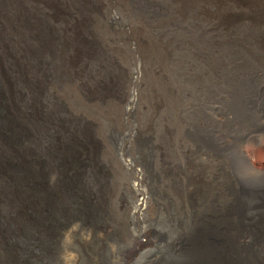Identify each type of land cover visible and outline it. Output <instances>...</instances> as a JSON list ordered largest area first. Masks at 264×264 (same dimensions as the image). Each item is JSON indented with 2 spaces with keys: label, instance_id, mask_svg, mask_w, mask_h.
I'll return each mask as SVG.
<instances>
[{
  "label": "rangeland",
  "instance_id": "rangeland-1",
  "mask_svg": "<svg viewBox=\"0 0 264 264\" xmlns=\"http://www.w3.org/2000/svg\"><path fill=\"white\" fill-rule=\"evenodd\" d=\"M70 1L65 12L73 11ZM99 1L107 10L103 7L92 39L110 54L101 52V61L89 64L93 80L86 83L114 86L111 103L106 91L99 92L103 99H85L77 83L57 85L51 73L48 89L54 95L48 94L55 99L45 95L38 109L53 123L31 128L32 141L19 151L30 161L29 175L42 186L29 194L22 218L12 198L11 205L2 198L6 191L0 184L5 243L0 249L11 264H220L223 239L214 220L225 186L235 179L220 156L213 159L198 146L195 115L204 110L209 89L222 81L215 68L233 55L264 75V20L248 40L201 12L198 30L188 19L192 11L182 19L181 10L200 0H157L167 14L148 6L152 0L144 11L134 4L140 0H126L125 14L115 2L109 8L106 0ZM219 1L227 20L248 15V1L264 4ZM57 2L63 8L66 0ZM140 44L147 54H140ZM68 70L61 65L62 74ZM10 80L16 89V80ZM60 124L65 127L57 135L61 141L53 142ZM54 143H62L61 160L71 164L61 178L56 170L61 160L50 154ZM243 146L253 152L254 168H264V133L260 142ZM68 147L74 166L72 157L66 159ZM246 179L247 188L264 187V176ZM247 250L264 262L263 252Z\"/></svg>",
  "mask_w": 264,
  "mask_h": 264
},
{
  "label": "bare ground",
  "instance_id": "bare-ground-1",
  "mask_svg": "<svg viewBox=\"0 0 264 264\" xmlns=\"http://www.w3.org/2000/svg\"><path fill=\"white\" fill-rule=\"evenodd\" d=\"M57 1L59 0H0V154L4 153L0 155V184L5 185L6 191L2 192V198L10 205L12 198V204L20 209L17 215L22 218L25 215L21 209H25L29 194H38L42 185L38 178L29 175L32 172L29 168L30 161L22 158V152L19 151L21 147H25V143L32 141L31 128L36 130L53 123L51 118L42 115L38 109L42 97L45 99L50 96L55 99L48 94L54 95L48 89L53 81L51 73L57 75V85L62 86L63 82L65 85L77 83L85 99H103L105 96H100L99 92L106 91V100L109 102L114 93V86H102L103 83L100 82L95 88L97 82L94 85L86 83V80H93L89 64L101 61V52L110 54L92 39L93 28L103 15V7L107 10V6L99 0H71L73 11L65 12L69 9L68 0L63 8ZM149 1L140 0L134 4L140 11L150 6L157 7L158 10L162 8L165 12L163 2L152 0L147 6ZM106 2L109 8H113L115 2L116 10L125 14L126 0ZM198 4L205 6L202 11L197 8ZM246 4L249 14L235 16L234 20L224 19L222 2L219 0H200L198 3L191 1L190 5L181 10L180 16L183 19L192 11L188 19L198 30L200 26L195 19L199 15L201 17L202 13L207 19H215L227 27H235L249 40L250 35L253 36L251 33L264 20V4L256 1H248ZM47 10L51 15H47ZM251 17L258 20L254 19V22ZM47 22L57 24V28ZM237 40L244 41L240 37ZM144 41L145 39L137 42ZM147 51L148 48L140 44V54H147ZM244 59L236 61V55H233L215 68L222 81L215 88L209 89L204 110H198L194 122L198 146L204 147L209 157L220 156L218 158L222 165L233 172L235 179L225 186L218 217L215 214L214 224L219 225L223 239L220 264H264L260 258L255 257L258 253L247 250L255 247L264 253V187L254 190L243 183L252 174L264 176V168H254L253 152H247L243 146L250 142H260L263 137L264 75L258 74L257 68L254 70L244 63ZM47 65H50V72ZM61 65L69 69L65 75L60 72ZM5 68L10 74H7ZM156 77L159 79L161 76L156 74ZM10 79L16 80V89L12 87ZM136 82L137 80L133 83L137 85ZM210 112L218 114L219 119L212 118ZM64 130L62 124L56 125V138L54 136L52 141H61L57 135ZM58 145L59 143L52 144L53 151L50 154L52 158L61 160L64 157L60 149L62 143L59 148ZM66 151V159L72 157L74 166L75 158L71 148H66ZM70 165L66 160H61V165L56 168L60 172L59 178L63 177ZM213 211L214 209L211 210L212 213ZM3 234L4 231L0 230L1 244L4 243ZM0 264H11V256L8 257L3 248L0 249Z\"/></svg>",
  "mask_w": 264,
  "mask_h": 264
}]
</instances>
